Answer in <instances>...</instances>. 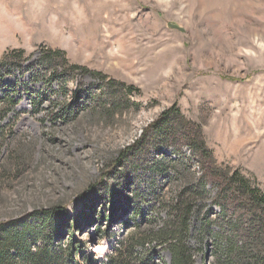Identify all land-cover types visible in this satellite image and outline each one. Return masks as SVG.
Wrapping results in <instances>:
<instances>
[{
	"label": "rangeland",
	"instance_id": "rangeland-1",
	"mask_svg": "<svg viewBox=\"0 0 264 264\" xmlns=\"http://www.w3.org/2000/svg\"><path fill=\"white\" fill-rule=\"evenodd\" d=\"M49 2L62 5L50 12L71 40L52 43L37 24L0 28V223L52 211L53 228L38 222V236L103 259L133 221L162 225L159 202L190 185L193 264H241L234 247L259 212L233 180L264 194V0ZM164 110L180 114H170V132H147L123 156ZM111 203L123 211L109 222ZM146 248L170 262L164 243Z\"/></svg>",
	"mask_w": 264,
	"mask_h": 264
},
{
	"label": "trees",
	"instance_id": "trees-1",
	"mask_svg": "<svg viewBox=\"0 0 264 264\" xmlns=\"http://www.w3.org/2000/svg\"><path fill=\"white\" fill-rule=\"evenodd\" d=\"M3 63L4 59L0 61V66ZM2 112L0 110V117L3 115ZM69 112H65L64 115L67 116ZM170 114L172 116L175 114L178 117L180 115L178 110H164L155 120H152V123L143 130L142 134H139L140 136L134 141V144L127 146L125 151L120 149L119 152H125L123 156L127 157L130 154L129 150L137 148L145 141L149 131L157 138L167 135L170 132L168 126ZM4 124L0 120V131ZM189 142L203 157L208 159L209 150L199 134H193ZM249 186L248 183H243L241 180H233V187H231L234 190L233 193L242 195L247 202H250L248 203L249 207L259 212L255 213V218L249 226L250 238L248 241L241 242L240 246L234 247L236 252L234 256L236 262L241 264H264V194ZM137 190H134L135 193ZM194 190V187L190 185L182 186L171 196V199L159 202V206L164 208L167 213V219L163 221L162 225L157 226L153 219L146 216L140 217L138 221H133L127 227L131 229L124 230L119 236L112 238L110 250L103 259L92 258L89 253H77L75 246L73 249L56 246L50 235L38 236L34 231L38 222L43 224L47 221L49 230L50 227L53 228L52 211H45V217H47L45 220L38 221V217H34L35 223L33 224L27 223V218L20 224L15 219L3 221L0 223V264H73L76 258L81 260L87 258L93 264H193L185 239L189 233L187 228L195 202ZM142 196L137 194L135 198ZM108 210L111 215L108 220L112 222L114 217L123 211V208L111 203ZM34 214L33 212L28 216H35ZM100 218L105 220L104 212L101 213ZM39 227L41 228V226ZM151 242L166 245L170 262L163 259L156 261L155 256L157 257L159 254L150 252L146 248V244Z\"/></svg>",
	"mask_w": 264,
	"mask_h": 264
},
{
	"label": "clouds",
	"instance_id": "clouds-1",
	"mask_svg": "<svg viewBox=\"0 0 264 264\" xmlns=\"http://www.w3.org/2000/svg\"><path fill=\"white\" fill-rule=\"evenodd\" d=\"M60 6L49 0H0V28L20 32L26 31L28 24H37L42 26L52 43H57L61 37L71 40L72 36L63 30L60 18L50 12L52 7ZM70 18L77 28L86 23L79 4L73 5Z\"/></svg>",
	"mask_w": 264,
	"mask_h": 264
},
{
	"label": "built area",
	"instance_id": "built-area-1",
	"mask_svg": "<svg viewBox=\"0 0 264 264\" xmlns=\"http://www.w3.org/2000/svg\"><path fill=\"white\" fill-rule=\"evenodd\" d=\"M196 169H199V167H198V166H196ZM212 208H216V209H217V207H215V206H213Z\"/></svg>",
	"mask_w": 264,
	"mask_h": 264
}]
</instances>
